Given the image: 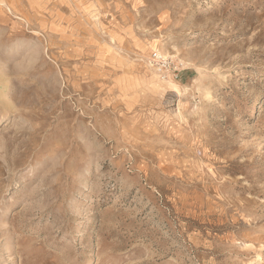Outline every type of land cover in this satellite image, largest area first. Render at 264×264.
Masks as SVG:
<instances>
[{
  "label": "rangeland",
  "instance_id": "1",
  "mask_svg": "<svg viewBox=\"0 0 264 264\" xmlns=\"http://www.w3.org/2000/svg\"><path fill=\"white\" fill-rule=\"evenodd\" d=\"M0 264H264V0H0Z\"/></svg>",
  "mask_w": 264,
  "mask_h": 264
}]
</instances>
